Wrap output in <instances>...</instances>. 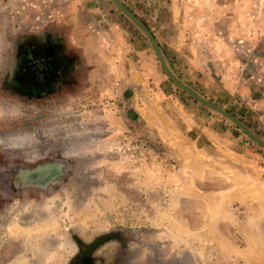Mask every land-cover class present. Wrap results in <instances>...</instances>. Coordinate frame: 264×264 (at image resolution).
I'll use <instances>...</instances> for the list:
<instances>
[{
	"label": "rangeland",
	"instance_id": "rangeland-1",
	"mask_svg": "<svg viewBox=\"0 0 264 264\" xmlns=\"http://www.w3.org/2000/svg\"><path fill=\"white\" fill-rule=\"evenodd\" d=\"M59 1L0 0V264H249L264 149L174 86L109 0L76 1L128 67L80 70ZM119 1L180 81L264 140V0Z\"/></svg>",
	"mask_w": 264,
	"mask_h": 264
},
{
	"label": "crops",
	"instance_id": "crops-1",
	"mask_svg": "<svg viewBox=\"0 0 264 264\" xmlns=\"http://www.w3.org/2000/svg\"><path fill=\"white\" fill-rule=\"evenodd\" d=\"M59 2L61 4L56 12L59 14V19L61 23L56 28L57 29L56 37L57 39L61 40V43L64 44L68 42L67 39L70 40L71 43H69V45L72 51V53L70 54L71 63L74 64L75 61L77 62L79 61L82 65V66L79 65V69L82 71H88L89 73L95 71L100 72L102 71L101 69H104L103 73H98V75L103 76V78L105 79L106 78L110 79L111 76L110 74H112V72L116 74V71L119 72L121 68L124 69L123 65H125V68L126 66L128 67V65L126 64L128 62L121 61V59L124 56L122 54H125L124 52L125 48H120L117 45V42H115L114 40L109 41V38L106 39L107 33L103 28L99 27V25L98 27L96 26L97 24L90 25L89 23L90 14H88L87 12H89L91 8L90 9L88 8L89 11L88 9L85 8V7H89L87 3L78 6L83 2L82 3L79 1L77 2L76 0H60ZM136 15L138 16V14ZM140 20L144 21L143 23H145V20H143L142 18ZM91 29L93 30V32H91ZM59 45H60V41L56 40L55 46H59ZM57 52L59 51L57 50ZM59 53L62 56L61 60L66 62L68 60L66 54L62 50ZM164 58L168 67L170 68L169 63L165 56ZM129 64L131 65V63ZM83 68H85V70ZM105 69H107L106 71L108 73H104ZM129 69L132 71V75L130 78L132 82H136V80H139L142 72L135 71V69H133V66H130ZM152 70H153V65H152ZM154 72L157 73L155 67H154ZM160 97L168 98V94H166L162 90H157L156 93H154V105L150 104L149 113L151 114L152 117L153 116L155 117L154 126H161V128H166L167 127L166 125H169L167 123L168 117L164 112L165 106H163L158 102V99ZM174 108L176 111L178 110V114L181 115L180 107L178 106ZM157 116L158 118L156 119ZM262 234H264V232H262ZM245 256L249 264H254L255 262H259V264H262L264 261V252H252V253H248V255Z\"/></svg>",
	"mask_w": 264,
	"mask_h": 264
},
{
	"label": "water",
	"instance_id": "water-1",
	"mask_svg": "<svg viewBox=\"0 0 264 264\" xmlns=\"http://www.w3.org/2000/svg\"><path fill=\"white\" fill-rule=\"evenodd\" d=\"M123 15H125L145 36L147 41L149 42L153 52L158 60V63L165 74V76L169 79V81L176 86L179 90H181L185 95L190 97L193 101L199 103L203 107L215 112L222 118L229 121L233 124L237 129H239L243 134H245L249 139H251L256 145L264 149V140L256 136L251 130H249L244 124L233 116L231 113L226 111L225 109L215 105L209 100L203 98L198 95L192 89H190L187 85H185L182 81H180L170 70L168 67L164 55L161 51V48L156 41L152 32L148 29V27L141 21L134 13H132L124 4H122L119 0H109Z\"/></svg>",
	"mask_w": 264,
	"mask_h": 264
},
{
	"label": "flooded vegetation",
	"instance_id": "flooded-vegetation-1",
	"mask_svg": "<svg viewBox=\"0 0 264 264\" xmlns=\"http://www.w3.org/2000/svg\"><path fill=\"white\" fill-rule=\"evenodd\" d=\"M56 54V56H58V53H55Z\"/></svg>",
	"mask_w": 264,
	"mask_h": 264
}]
</instances>
